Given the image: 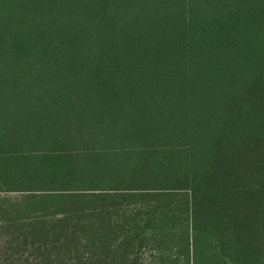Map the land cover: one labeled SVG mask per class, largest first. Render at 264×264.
<instances>
[{"label": "trees", "instance_id": "trees-1", "mask_svg": "<svg viewBox=\"0 0 264 264\" xmlns=\"http://www.w3.org/2000/svg\"><path fill=\"white\" fill-rule=\"evenodd\" d=\"M14 3L0 264H264V0ZM13 27H56L55 65Z\"/></svg>", "mask_w": 264, "mask_h": 264}, {"label": "rangeland", "instance_id": "rangeland-1", "mask_svg": "<svg viewBox=\"0 0 264 264\" xmlns=\"http://www.w3.org/2000/svg\"><path fill=\"white\" fill-rule=\"evenodd\" d=\"M7 9L0 7V11L4 13ZM55 11V0H15L13 6H8V11L15 14L20 13H39L44 11ZM17 31H37L45 34L44 49L40 48L38 54L36 51L28 48L15 49V58H22L23 62H31L30 59H35V63L39 62L45 66H53L57 60V28L56 27H13L10 30ZM45 96L51 99L55 92L56 87L54 84L46 85Z\"/></svg>", "mask_w": 264, "mask_h": 264}]
</instances>
